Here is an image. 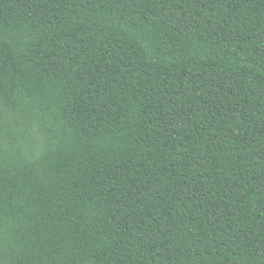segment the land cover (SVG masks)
<instances>
[{
	"label": "trees",
	"instance_id": "trees-1",
	"mask_svg": "<svg viewBox=\"0 0 264 264\" xmlns=\"http://www.w3.org/2000/svg\"><path fill=\"white\" fill-rule=\"evenodd\" d=\"M0 264H264V0H0Z\"/></svg>",
	"mask_w": 264,
	"mask_h": 264
}]
</instances>
